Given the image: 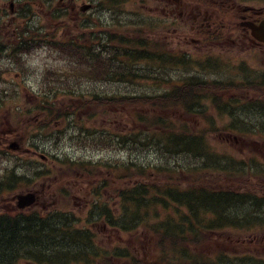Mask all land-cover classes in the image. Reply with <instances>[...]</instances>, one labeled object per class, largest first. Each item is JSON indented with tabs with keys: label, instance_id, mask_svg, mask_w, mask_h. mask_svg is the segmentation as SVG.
<instances>
[{
	"label": "trees",
	"instance_id": "obj_1",
	"mask_svg": "<svg viewBox=\"0 0 264 264\" xmlns=\"http://www.w3.org/2000/svg\"><path fill=\"white\" fill-rule=\"evenodd\" d=\"M22 1L28 3L24 18H29L34 12L30 5L40 0ZM103 4L116 6L121 1L106 0ZM24 21L26 24L16 25L18 36L13 41L15 47H6L1 43L0 55L6 53L8 58L19 61L22 52H30L51 40V35L45 34L39 26L29 24L27 19ZM98 43L108 44L106 52L97 46L94 50L80 45L74 48H68L69 45L59 47L53 41L54 48L66 59V76L60 82L55 79L46 82L47 87L60 91L53 96L44 93L43 98L34 102L33 110L38 113V117L36 122L32 121V125L41 128L60 125L59 122L67 116H80L90 106L137 107L138 104H150V115L132 113L131 122L139 126L126 136L108 134V131H104L107 127H101L106 124L95 126L103 131L91 128L78 131V140L83 141L87 148L106 150L116 145H128L139 150L146 147L150 149V174L144 164L132 162L124 165L127 176L150 179V184L140 182L119 191L118 202L112 204L105 199V194L96 193L92 217L95 221H104L119 232L133 233L140 226H147L150 235L158 241L161 254L156 261L140 264H212L209 253H196V247L203 244L199 241L202 229L210 230L211 227L194 223L197 221L200 224L201 210H212L211 198L204 193L190 191L194 188L188 187L189 184L180 187V183H188L187 179L183 180L181 172L187 178H194L196 172L214 161L207 142L213 130L210 125L202 129L194 128L187 120L170 114L172 110H179L185 117L202 116L204 122H209L207 118L210 117V111L207 108L203 111L200 103L204 97L200 91L209 90L212 84L198 82L199 68L193 63L170 57L167 55L169 52L164 50L152 53L150 43L139 41L133 45L130 39H117L112 35L109 38L103 35ZM106 55L108 59H105ZM142 63L148 65L144 73L140 72L139 65ZM178 73H182L181 76L177 77ZM74 77L78 78L76 84L79 88L82 87V81L88 80L131 83L140 78L150 79L151 84L159 90L165 86L168 89L163 92L150 91V94L117 91L101 98H98V92H94L93 99H76L74 85H71V81L75 84ZM83 92L79 90L77 96L81 98ZM2 102L0 99V111L4 108ZM3 154L5 156L1 157ZM7 154L10 153L0 147V159H5ZM152 162L157 164L153 165ZM107 164L116 169L112 173L122 168L119 161ZM161 175H165L164 180L159 178ZM45 176L47 173L33 170L15 155L14 160L0 171L1 202L21 184L28 187L33 182L31 179ZM76 224L77 218L71 214L60 211L45 214L35 207L0 213V264H100L101 259L114 256H125L127 261L133 259L130 253L124 254L121 250L108 256L98 245L97 235Z\"/></svg>",
	"mask_w": 264,
	"mask_h": 264
},
{
	"label": "rangeland",
	"instance_id": "obj_2",
	"mask_svg": "<svg viewBox=\"0 0 264 264\" xmlns=\"http://www.w3.org/2000/svg\"><path fill=\"white\" fill-rule=\"evenodd\" d=\"M10 1L12 0H0V43H8L11 40V30L14 29L15 24L24 20L21 17V12L26 7V3L20 4L19 0H14L16 2V15L12 16L8 7ZM52 1L50 0V2ZM75 1L78 3V7L86 3H94L97 9L85 14L79 12L78 15L72 14L74 16L60 17L55 20L52 17L54 6L59 5L61 0H56L54 3L42 0V2H36L32 5L36 14L33 23L45 25L44 33H55L57 41H69L78 38L82 32L81 28L87 25L90 27L89 30L94 32L111 29L117 33L129 31L133 38H136L134 35L139 36L140 40L146 37L162 49H164L163 46H166L164 50L174 55H178V53L180 55L183 52L184 44L180 43L182 30L179 28V24L173 23L169 27L162 25V22L166 23L167 20L164 5L161 2L155 0H119L122 1L121 4L116 7H108L98 4V2L105 0ZM141 21H146L147 24L140 25ZM99 22L106 23V25L96 26ZM54 27H58L57 33ZM9 31L11 32L9 33ZM53 53L49 52V48H42L31 54L23 55V60L27 58L29 60L26 74L20 72L17 74L12 71L10 64L15 63L9 59L0 58V98L4 100L3 104L5 105L0 114V121L3 122L0 126V136L5 141V145L7 142L17 141L19 134H25L21 144L26 153L23 151L19 155L24 161H32L37 170L47 173L45 177L31 179L33 182L28 187L21 184L15 188V192L7 194L3 202L0 200V213L16 212L17 195L38 192L39 198L33 207L41 209L45 214L60 211L73 215L78 220L76 225L79 228L90 229L97 235L98 245L108 256L114 255L117 250H121L127 251L133 257L131 261L115 256L108 259L104 258V260L101 259L100 264H140L141 262L156 261L161 254L160 248L157 245L158 241L148 232L147 226H140L133 233H122L111 229L104 221H95L91 214L96 204L94 200L96 193L105 194V199L112 204L114 201H116L115 203L118 202L119 191L127 190L140 182L150 184V179L146 180L137 176L129 177L124 171V165L137 162L138 165L144 164L148 174H150V149L146 147L139 150L128 145H116L110 149L98 150L87 148L82 143L83 141L78 140L80 129L82 131L85 128L94 130L96 129L95 126L100 124H106V126L101 127H107V130L104 131H108V134L126 136L139 126V124L131 122L132 113L141 112L150 115V104H138L137 107L112 105L111 107L97 108L90 106L80 116L71 117L66 122L62 121L60 125H52L46 130L33 125L28 126L38 117V113L32 109V104L38 96L39 88L42 87L41 83L46 72H53V69L60 65ZM16 66L19 68V65L16 64ZM181 74L178 73L177 77ZM13 83L19 84L25 89L15 95L5 93V89ZM81 89L85 90L86 93L81 98L76 96V99H87V95L89 96L88 99L95 98L91 94V90L93 92L130 91V93L147 92L150 94V91L156 88L150 83V80L144 79L122 84L83 81ZM63 100L65 99L63 98ZM8 106L12 108L9 110ZM170 114L179 119L187 120L194 128L202 129L199 124L200 121L204 120L198 116L185 117L179 110H172ZM211 118L210 116L209 121ZM96 130L103 131L102 129ZM4 133L11 134L4 135ZM207 139L210 143L214 137L211 134ZM213 145L216 149L218 147L219 151L227 152L225 144L214 142ZM34 151L47 155L49 159L43 161L34 155ZM9 161L10 159L4 161L0 159V171L9 164ZM117 161L122 163V168L112 173L111 171L116 169L108 167L107 163L115 164ZM70 162H87V164L74 166ZM152 163L153 165L157 164ZM159 178L164 180L165 175H161ZM189 179L187 178L188 183L184 182L185 185L191 184ZM235 232L225 230L215 235V239L223 246L224 250L229 251V247H232L230 239L233 241L236 240L235 238L239 239ZM208 244L209 242H207ZM197 252L204 253L201 250Z\"/></svg>",
	"mask_w": 264,
	"mask_h": 264
},
{
	"label": "flooded vegetation",
	"instance_id": "obj_3",
	"mask_svg": "<svg viewBox=\"0 0 264 264\" xmlns=\"http://www.w3.org/2000/svg\"><path fill=\"white\" fill-rule=\"evenodd\" d=\"M155 1L164 5L162 25L182 30V60L199 68V83L212 84L200 91V105L212 118L199 125L212 127L214 140L207 142L214 161L188 185L209 195L213 207L201 210L200 224L194 221L211 227L202 229L196 251L209 253L212 264H264V0ZM70 13L79 14L74 1ZM68 17L65 12L62 18ZM225 230L239 237L230 239L229 251L215 239Z\"/></svg>",
	"mask_w": 264,
	"mask_h": 264
},
{
	"label": "water",
	"instance_id": "obj_4",
	"mask_svg": "<svg viewBox=\"0 0 264 264\" xmlns=\"http://www.w3.org/2000/svg\"><path fill=\"white\" fill-rule=\"evenodd\" d=\"M9 148L13 150H17L19 148V145L16 142H14L9 145ZM42 158H44V156H42ZM36 200H37L36 193L33 192H30L28 195H24V194L17 195L16 197L17 206L20 209H25L27 207L33 206Z\"/></svg>",
	"mask_w": 264,
	"mask_h": 264
}]
</instances>
